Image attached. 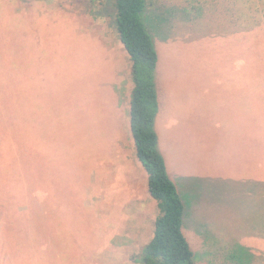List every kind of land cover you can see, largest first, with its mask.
Listing matches in <instances>:
<instances>
[{"label":"rangeland","instance_id":"obj_1","mask_svg":"<svg viewBox=\"0 0 264 264\" xmlns=\"http://www.w3.org/2000/svg\"><path fill=\"white\" fill-rule=\"evenodd\" d=\"M145 1L157 148L195 264H264V0ZM21 9L16 24L0 25V109L27 131L34 191L0 209V243L12 219L23 233L13 249L35 247L43 226L47 264H137L130 256L151 238L158 208L148 191L140 212L116 191L134 172L122 148L133 145L132 82L111 1L11 0L3 19Z\"/></svg>","mask_w":264,"mask_h":264},{"label":"trees","instance_id":"obj_2","mask_svg":"<svg viewBox=\"0 0 264 264\" xmlns=\"http://www.w3.org/2000/svg\"><path fill=\"white\" fill-rule=\"evenodd\" d=\"M10 1L1 0L0 2L1 26L4 22H7L6 25H10L9 22L12 25L16 24L18 19L28 13L21 9L16 12V15L4 20L3 14ZM110 1L114 10L112 22L130 62L132 88L129 96V130L134 144V152L146 172L148 194L156 201L158 208L151 238L130 258L137 264H195L194 254L182 232L183 202L174 182L167 173L164 160L157 148L158 139L154 128V118L158 111L154 78L157 54L152 37L142 20V13L147 8L146 1ZM32 7H29L28 10ZM32 9L38 10L37 8ZM250 27L251 25H242V31L250 30ZM17 125L6 111L1 110L0 209H6L5 207L12 209L13 201L26 199V196L30 195L29 192L33 190V183L27 176L31 159V151L25 144L27 131L24 130L18 134L14 129V126L19 127ZM23 146L25 150L20 149ZM21 173H25L27 179ZM39 179L34 187L38 184L37 194L40 197L41 187L45 186L44 174L40 175ZM260 200H262L258 204L259 209H262L260 215L262 214L264 217V197ZM54 202L56 203V201ZM42 207L40 208L42 214L39 213L38 218L44 219ZM25 215L27 217V212ZM32 218L35 219L33 216ZM13 221L28 222L27 218L22 217ZM17 226H13L12 219H10L5 237L0 243L1 251L6 252L10 258L6 264H47L45 247H43L45 245L43 226L41 227L42 237L36 234L33 239L35 247L27 245L25 248L20 246L18 249H13L12 238L23 234L22 227ZM26 231L28 230L26 229ZM233 250L237 252L238 249L235 246Z\"/></svg>","mask_w":264,"mask_h":264},{"label":"crops","instance_id":"obj_3","mask_svg":"<svg viewBox=\"0 0 264 264\" xmlns=\"http://www.w3.org/2000/svg\"><path fill=\"white\" fill-rule=\"evenodd\" d=\"M193 6V5H192ZM187 7H189V4L187 5ZM147 10V9H146ZM123 145H122V148L124 149L123 151V155L126 157V159L130 160L132 162V167L134 169V172L132 173L131 175V185L129 184L127 189L125 188H120V189H117L116 191L118 193H122V192H129V197L132 198L131 200V203L133 204V206L137 209L138 212H140V208H141V199L146 200V198H148V195H147V184H146V176H144L143 174H141L139 171H138V165L136 164V160L137 157L135 155V150H134V144L132 145V143L130 142V144H126L125 142H122ZM125 147V148H124ZM121 148V149H122ZM257 169V167H256ZM260 182H264V179L260 180ZM259 182V183H260ZM259 183H258V186H259ZM105 186V185H104ZM129 189V190H128ZM142 192V196L140 195ZM127 194L124 195V197L126 196ZM150 196V195H149ZM151 197V196H150ZM114 206L115 205V202H114ZM132 206V207H133ZM121 207L122 208H126V210H121L122 212H120V215H124L126 213L129 212V210L127 209L128 206L125 202V199L122 201V204H121ZM144 210V209H143ZM116 214V213H115ZM155 219V217H154ZM154 222V220H153ZM141 225L138 224V226L136 227V229H138L139 231H141L142 227H143V223L141 222L140 223ZM148 241V240H147Z\"/></svg>","mask_w":264,"mask_h":264}]
</instances>
